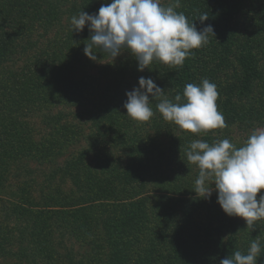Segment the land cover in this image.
Listing matches in <instances>:
<instances>
[{
    "label": "trees",
    "instance_id": "obj_1",
    "mask_svg": "<svg viewBox=\"0 0 264 264\" xmlns=\"http://www.w3.org/2000/svg\"><path fill=\"white\" fill-rule=\"evenodd\" d=\"M103 3L111 0H0V203L10 207L0 208V216H5L0 220V264H33L39 259L48 264H220L234 251L246 254L256 238L262 249L257 264H264V220L250 231L243 218L230 217L208 199L197 197L199 169L186 158L193 138L206 142L216 134L228 138L232 126L264 123V0H180L177 12L198 30L210 24L215 33V37L209 34L206 46L192 50L183 67L153 62L151 70L140 72L134 56L124 51L98 69L105 89L84 84L77 98L98 103L89 116L99 138L91 137L121 153L125 164L122 171H106L103 176L89 170L80 174L81 164L96 147L91 145L58 170L74 187L89 188L98 200L40 208L28 194L30 186L21 188V196L10 189L12 170L23 162L50 161L73 143L59 131L55 141L62 145L35 146L31 129L21 121L31 118L39 104L60 102L50 97L63 88L62 80L69 81L72 61L84 53L90 38L87 25L82 32L73 30L71 18L81 11L96 14ZM205 13L209 18L201 24L199 16ZM242 15L246 28L239 32L235 27ZM50 29L62 30L66 38L39 50L34 36ZM95 54L97 59L108 58L102 52ZM235 67L238 72L221 81L220 74ZM141 76L150 77L173 101L180 94L181 102L186 84L215 82L217 108L227 127L213 134L182 131L162 118L158 100L151 101L155 117L150 123L134 121L123 104L126 92L139 86ZM80 101L77 106H82ZM64 128H69L68 122ZM162 132L174 142L171 151L157 146ZM148 177L159 185L156 196L139 197ZM204 208L212 216L201 219L198 212ZM4 220H19L15 235L13 229L5 230L9 226ZM15 245L18 250L13 251Z\"/></svg>",
    "mask_w": 264,
    "mask_h": 264
},
{
    "label": "clouds",
    "instance_id": "obj_2",
    "mask_svg": "<svg viewBox=\"0 0 264 264\" xmlns=\"http://www.w3.org/2000/svg\"><path fill=\"white\" fill-rule=\"evenodd\" d=\"M180 0L162 6L161 0H111L104 3L96 14L81 11L71 18L73 30L82 32L87 25L90 32L84 54L96 61V52L106 54L113 62L128 51L138 62L137 70H151L153 62L169 67H183L186 58L209 43V34L215 37L212 25L198 30L189 23L183 12H177ZM201 14V24L208 19ZM138 87L126 92L123 104L127 116L134 121H149L154 112L152 100H158L156 109L166 121L173 122L182 131L194 134L227 127L224 116L217 108V86L208 79L200 85L188 83L182 96L174 101L165 95L150 77L141 76ZM151 97V99H150ZM187 161L195 164L196 196L210 199L217 192V203L228 216L245 220L248 230L264 220V129L254 130L243 146L237 147L228 139L213 142L193 140L186 149ZM214 185V188H213ZM259 238L253 239L247 253L234 251L220 260V264H257L261 254Z\"/></svg>",
    "mask_w": 264,
    "mask_h": 264
},
{
    "label": "rangeland",
    "instance_id": "obj_3",
    "mask_svg": "<svg viewBox=\"0 0 264 264\" xmlns=\"http://www.w3.org/2000/svg\"><path fill=\"white\" fill-rule=\"evenodd\" d=\"M173 1L174 0H161V4L162 6L166 7L169 6V3H174ZM245 24L246 20L242 15L240 16L238 22H236V31L243 32L246 28ZM71 26L73 27L72 24ZM64 30H67V27H65ZM64 35L65 34L62 30L50 29L45 33H41V37L37 34L34 36V38L39 41V46L41 45L39 50H42L44 48H51V44L57 43L59 42V40L66 38ZM102 59L103 58L92 61L87 56H85L84 53L75 58L72 61L69 81L62 80L63 88L58 91V94L54 93L50 97L51 99L52 97H55L59 99L60 102L53 101V103H50L48 105L39 104L41 106H37L34 109L31 118L21 121L25 123V127L31 129L30 131H32L33 134L31 141L35 146L43 147L53 143L54 146L57 147L60 143H57L55 141V137H60L59 135H57V132L59 131L65 133L66 137H68L70 140H73V143H69L68 146H64V148L60 151V154H58L56 157H52V160H50L51 162L46 161L42 162V164L34 162H23V166L21 168H16L15 170L11 171L9 179L10 189H12L17 196H21V194H19L22 192L21 188H23V186L25 185L30 186V191L28 192V194L30 198L33 199V202L37 207H70L74 206L75 204H82L84 202L83 200L87 201L89 198L91 202L99 199L90 194L91 190L86 186H84V188H82L81 190L80 188L74 187V185H72L71 183L72 181H70L68 178H64V176H62V173L58 170V167H63V165L67 164V162H69L71 158H76L78 154L86 151L89 147H91V145H95L96 147H93L91 149V151L87 154L86 159H84L83 164H81L82 167L80 170V174H84L87 170H89L92 175L97 173L99 176H103L104 172L106 171L120 172L124 167V156L121 153L116 151L114 148L103 146L101 144L99 145L94 141L95 137H91L96 136V130L93 127V124H91V116L89 115L91 111H94L97 108L98 103H89L87 100L81 102V99L77 98V93L84 87V84H90L91 87L93 86V88H96L97 90L106 88L105 79L99 74L98 69L107 64L108 61L110 62V59L106 57L105 59ZM236 72H238V69L236 67L234 68V70L232 69V71L229 70L227 72H222L220 74L221 81L222 79H225L226 81L227 75H233ZM225 83L226 82H222L221 84L225 85ZM216 86L218 87V85ZM70 87H72L73 89L72 92L68 90L70 89ZM218 89L219 88H217V90ZM97 90L95 92H97ZM69 93L71 95H69ZM66 97L67 99H65ZM79 101L82 106L76 105ZM58 115H63V118L59 120ZM153 117H155V113ZM57 119L59 121H57ZM65 119H67L69 128H64V125L67 124ZM150 121L151 120L144 123H150ZM256 129H264V123L260 125L256 124L255 127L251 128L247 127L246 125L244 126L243 124L239 127L232 126V128H229V130L227 129L228 133L231 132V138H225L221 134H216V136L214 137H212L213 135H211L208 143L211 145L213 142L228 139L231 143L235 144L237 147H240L243 146L250 134ZM214 130L216 131L217 129ZM214 130H211L212 134ZM174 135L178 136V134ZM96 138L99 137L96 136ZM197 139L200 140V138ZM197 139L193 138V140ZM156 142L157 146L161 150L167 152L171 151L172 143H174L171 142L168 137H166L164 132L157 136ZM148 180L149 181L147 182L145 188L141 191L139 197L154 198L153 195L156 196L155 191L158 190L159 185H157L155 179L152 180V177H148ZM261 194L264 195V190H261ZM165 196L174 198V196L171 195ZM211 197L212 199H208L209 201H211V204H213V206L215 205L216 209H220L221 211H223L220 205L217 203L216 191H213ZM8 202L10 204L11 200H9ZM33 202L32 205L34 206ZM6 203L5 205L0 203V208H3L5 206L9 209L10 207H8V204ZM213 206H210L209 209H215L213 208ZM9 211L7 210L8 214ZM198 214L201 219H203L204 217L208 218L211 215L208 212V209L205 208L198 212ZM3 217L5 216L2 214L0 216V220H2ZM9 218H11V220L14 219L12 215ZM7 221L4 220L3 222L4 225L9 226L5 228V230L13 229V233L15 235L16 229H18L17 225L19 223V220H13V222ZM15 248L16 245L12 246L13 251L18 250L17 248ZM82 250L83 248L81 249V251ZM1 258L2 256L0 254V262L3 261V259ZM33 264L48 263H45L44 261H41L39 259L36 263Z\"/></svg>",
    "mask_w": 264,
    "mask_h": 264
}]
</instances>
